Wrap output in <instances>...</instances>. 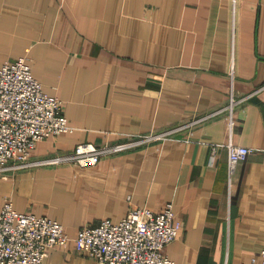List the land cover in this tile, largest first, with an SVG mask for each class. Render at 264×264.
<instances>
[{"label": "crops", "instance_id": "obj_1", "mask_svg": "<svg viewBox=\"0 0 264 264\" xmlns=\"http://www.w3.org/2000/svg\"><path fill=\"white\" fill-rule=\"evenodd\" d=\"M20 57L75 126L32 159L180 127L92 166L0 172V209L11 200L71 237L44 264H101L76 250L80 228L169 201L176 264L262 261L264 0H0V62ZM229 141L255 149L231 181L227 147L214 149Z\"/></svg>", "mask_w": 264, "mask_h": 264}, {"label": "built area", "instance_id": "obj_2", "mask_svg": "<svg viewBox=\"0 0 264 264\" xmlns=\"http://www.w3.org/2000/svg\"><path fill=\"white\" fill-rule=\"evenodd\" d=\"M235 103L233 94L228 106L230 114ZM179 129L128 134L113 143L85 141L71 153L32 159L38 141L72 132L75 126L65 114L63 100L43 89L26 57L0 62V172L61 162L92 166L103 156L172 138ZM223 145L228 149L231 181L239 164L255 149L233 141L214 143V149ZM181 228L182 222L176 219L174 204L169 201L160 212L135 206L119 221L105 218L96 226L82 227L74 241L79 252L101 264H176L166 248L179 236ZM70 241L65 227L56 219L30 210L20 212L11 200L0 209V264H42L50 248L65 247ZM240 264H264V249L260 263Z\"/></svg>", "mask_w": 264, "mask_h": 264}, {"label": "rangeland", "instance_id": "obj_3", "mask_svg": "<svg viewBox=\"0 0 264 264\" xmlns=\"http://www.w3.org/2000/svg\"><path fill=\"white\" fill-rule=\"evenodd\" d=\"M74 244H75V241H74ZM67 245H68V244H67ZM67 245H66V246H67ZM66 246H65V247H66ZM60 247H61V246H56V248H60ZM65 247H64V248H65ZM53 248H54V247H53ZM75 248H76V245H75ZM76 250H77V249H76ZM77 251H78V250H77ZM46 253H48V252H46ZM82 254H84V253H82ZM86 255H87V254H86ZM87 256H88V255H87ZM90 258H91V257H90ZM44 261H45V260H44ZM44 261H43L42 264H44ZM98 262H99V261H98Z\"/></svg>", "mask_w": 264, "mask_h": 264}]
</instances>
